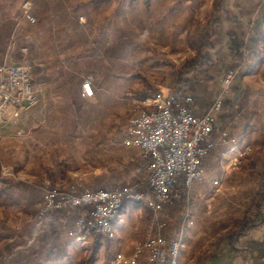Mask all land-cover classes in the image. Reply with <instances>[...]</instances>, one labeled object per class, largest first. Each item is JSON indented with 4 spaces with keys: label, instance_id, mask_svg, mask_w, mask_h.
Returning <instances> with one entry per match:
<instances>
[{
    "label": "rangeland",
    "instance_id": "rangeland-1",
    "mask_svg": "<svg viewBox=\"0 0 264 264\" xmlns=\"http://www.w3.org/2000/svg\"><path fill=\"white\" fill-rule=\"evenodd\" d=\"M27 1L32 3L35 23H28L24 16ZM216 1L219 0H0V32L5 34L13 23L20 25L17 32L13 28L14 35L10 36L15 44L14 58L28 64L30 60L36 74L33 79L36 90L39 85L44 88V79L52 88H66L59 95L62 101L50 99L46 103L43 98L26 116L35 121L47 118L48 130L61 132L62 171L58 169L54 174L49 170L39 176V166L33 167L35 172L31 176L35 177L31 179L36 184L28 188L30 198L25 207L30 220L21 219L22 206L0 209L4 217L0 218V250L6 251V234L23 225L22 229L33 230L35 236L30 237L32 262L38 258L36 247L43 246L38 235L48 232L50 236L54 233L53 242L64 248H55V252L47 254V260L90 264L96 235L93 234L89 242H82L70 234L75 230L71 224L76 210L71 214L62 211L61 218L55 217L56 212H53L41 220L39 211L45 193L52 187L67 189L80 180L93 188L106 189L136 184L138 172L133 165L136 156L128 150H115L106 140V133L125 135L131 118L144 108L148 98L177 93L178 78L196 56L201 34L214 14ZM221 2L223 7L224 1ZM35 5L40 11H33ZM21 32L30 34L23 42ZM21 46L27 50L22 51ZM61 54L65 55L68 65L79 61L80 66L75 62L78 69L62 72V75L61 71L55 74L52 67L50 70L45 67V61H54ZM214 66L202 72L199 80L187 88L189 95L214 101L213 88L222 85ZM87 78L94 81L98 93L89 99L80 88ZM37 130L38 139L43 141L47 131L41 126ZM47 136V142L53 143L48 133ZM207 159L206 166L212 170L207 189L189 191L186 202L167 205L159 216L160 221L166 222L161 233L170 241L192 230L211 233L235 227L256 192L258 174L247 170V162L227 169L222 166H229L231 160L224 159L218 165L212 161L213 157ZM46 161L54 163V156L50 155ZM17 175L24 178L21 173ZM216 179L220 180L219 188L214 185ZM140 184L151 192L147 181ZM141 208L143 229L136 236L138 244L158 232V220L152 211L144 204ZM188 217L195 221L192 226L188 225ZM131 235L134 237V232ZM204 238L196 237L197 247ZM120 239L116 232L114 238L104 236L94 264H108L117 252L115 243Z\"/></svg>",
    "mask_w": 264,
    "mask_h": 264
},
{
    "label": "crops",
    "instance_id": "crops-1",
    "mask_svg": "<svg viewBox=\"0 0 264 264\" xmlns=\"http://www.w3.org/2000/svg\"><path fill=\"white\" fill-rule=\"evenodd\" d=\"M223 1L222 22L216 38L218 46L214 66L215 72H218L217 75L221 77L219 84L222 85L220 88H213V99L223 87L227 72L233 69L236 70L237 75L230 93L224 99V107L218 115L215 128L217 131L227 129L232 135L242 138L243 144L251 146V153L243 161L247 162L248 171L258 174L255 182L257 191L259 176L261 173L264 174V0ZM33 11H40L38 5L33 7ZM18 26L20 25L15 26L13 23L11 29L5 31V34L0 32V61L20 62L14 58L15 44L10 37L12 33L14 35L15 30L19 28ZM13 28H15L14 32ZM20 34L22 35L20 38L22 42L23 39H28L30 36V34H23L22 32ZM20 49L22 51L27 50L24 46H21ZM28 62L32 68L33 80L36 74L30 60ZM67 62L65 55L61 54L54 61H45L44 65L49 70L52 67L55 74L61 71L62 75L73 71V69H78L76 63L78 64L79 61L76 60V63L73 62L70 65ZM55 76L57 77V75ZM44 80V88H41V85L37 88V103L43 98L46 99V103L50 99L54 102L62 101V97L59 95L65 92L66 88L64 86L52 88V84L46 79ZM92 83L94 95L98 94L93 80ZM80 88L83 94L82 84ZM212 102L209 98L202 100L194 97L191 108L197 114H202L209 109ZM30 110L32 109L29 108L21 115L14 116V109H11L7 124L0 128V209L10 205L22 206L21 219L27 221L31 219L28 216L30 214L25 212L27 201L30 198L28 188H34L33 185L36 184L35 180L31 179V177H35L31 176L32 172H35L33 167L37 164L39 166L38 174L42 176L41 173L45 175L46 171L49 170L56 174L58 169L62 171L64 165L62 155H60L63 140L61 132L48 130L47 118H40L38 121L30 117L27 118V113ZM39 126L47 131L50 140L54 141L53 143L47 142V133L43 141L38 139L37 129ZM127 134L128 130L122 136L106 133V140L112 143L115 150H128L136 156V158H132L133 165L138 172V175L135 176L137 180L135 183H142L147 181L150 174L148 162L144 159L140 147L123 143ZM225 149L226 151H224ZM57 151L59 152L58 155ZM50 155L54 156V163L46 161ZM233 156L234 152H231L228 146L219 145L208 156L207 160L213 157L212 161L219 165L224 159L232 160ZM222 167L230 169L233 166L230 163L229 166L223 165ZM205 168L206 178L201 182H196L190 189L191 192L206 190L209 186L208 177L211 176L212 170L206 166V163ZM17 173L24 175V178H21ZM142 204L146 209L148 208L145 203L141 202L124 203L114 221L116 237L121 238L115 243L116 254L123 252L126 255H131L136 249L138 245L136 236L140 235L143 229L140 226V220L143 218ZM0 218L4 219L1 214ZM22 226L6 234L8 237L6 251L0 250V264H62V262L47 260V254L55 252V248H64L63 245L55 242L49 243V247L46 243H43V246H37L38 258L31 262L29 259L31 254L30 237L34 236V233L33 230L25 231V228H21ZM132 232L135 234L134 237L131 235ZM234 232L229 227L221 232L210 233L192 230L185 233L180 264H264V225L250 228L244 234ZM197 236L205 237L203 242L200 241L199 247L195 241ZM139 264H150L147 252L140 256Z\"/></svg>",
    "mask_w": 264,
    "mask_h": 264
},
{
    "label": "built area",
    "instance_id": "built-area-1",
    "mask_svg": "<svg viewBox=\"0 0 264 264\" xmlns=\"http://www.w3.org/2000/svg\"><path fill=\"white\" fill-rule=\"evenodd\" d=\"M24 16L30 23L37 21L30 1L24 4ZM236 75V70L227 72L223 87L205 113L197 114L191 108L192 95L187 94L182 99L178 93H171L148 98L144 108L131 118L123 143L141 148L148 162L147 186L151 192L140 183L106 189L93 188L80 180L67 189H48L39 218L43 220L57 211L71 214L80 206L90 204L91 210L79 216L75 230L70 234L82 242L89 241L93 234L111 239L115 237L114 221L124 203H145L158 220V232L138 244L131 255L119 252L108 264H139L144 252L148 253L150 264H180L185 233L170 241L161 233L166 222L159 219L172 201L177 183L182 180L189 192L196 182L203 181L206 178L205 160L219 145L228 146L234 152L230 162L233 167L239 166L252 151L251 146L243 144L242 138L227 129L217 131L215 128ZM83 95H94L91 78L83 83ZM37 102L30 64L0 61V128L7 124L11 109H14V115H19ZM214 185L219 188L220 180H214ZM187 222L189 226L195 223L189 217Z\"/></svg>",
    "mask_w": 264,
    "mask_h": 264
},
{
    "label": "trees",
    "instance_id": "trees-1",
    "mask_svg": "<svg viewBox=\"0 0 264 264\" xmlns=\"http://www.w3.org/2000/svg\"><path fill=\"white\" fill-rule=\"evenodd\" d=\"M149 0H147L148 2ZM222 22V2L221 0L215 2V10L212 17L207 22L206 30L201 34L200 39V46L197 50L196 56L190 60L187 64L186 70L181 71V76L178 78L180 80V87L176 91L180 98H184L185 95L188 94L187 88L190 86L192 87L195 82L199 80L200 74L209 68L213 67L216 64L215 52L216 46L214 44V40L217 35V29L221 26ZM191 75V76H188ZM123 186V185H122ZM188 198L187 188L184 186L182 180H180L174 191H173V198L168 205L177 203V201L186 202ZM92 206L90 204H84L80 206L75 212L72 226H75V223L81 213L88 212L91 210ZM63 216L61 211L55 213V217ZM54 217V218H55ZM69 225V226H71ZM264 225V174L261 173L259 176V188L252 196L251 202L247 206L246 210L244 211V215L238 218L235 222V227L231 228L236 232H240L244 234L250 228H256ZM68 226V227H69ZM44 233V232H43ZM102 235H96L95 244L93 248V252L90 259V264H94V257L95 253L100 249L102 246ZM39 240L42 243H52L55 235L54 233L51 236L48 232L45 234L38 235ZM49 238V239H48ZM51 240V241H50ZM30 259V256H29ZM32 262V258L30 260Z\"/></svg>",
    "mask_w": 264,
    "mask_h": 264
}]
</instances>
